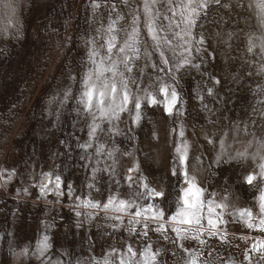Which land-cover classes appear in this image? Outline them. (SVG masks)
I'll list each match as a JSON object with an SVG mask.
<instances>
[{
  "label": "rangeland",
  "instance_id": "rangeland-1",
  "mask_svg": "<svg viewBox=\"0 0 264 264\" xmlns=\"http://www.w3.org/2000/svg\"><path fill=\"white\" fill-rule=\"evenodd\" d=\"M96 3L99 7L93 9L92 0H0V264H120L129 258L128 247L137 252L149 246L153 252L162 250L159 264H185L193 257L197 264H264V252L252 247L264 239V232L245 227L234 215L258 205L260 196L244 181L259 159L256 154H264V14L257 0L211 5L197 19L192 35L184 37L187 45L174 36L184 28L179 15L158 4L175 21L171 31L158 33L172 41L160 48L169 60L166 65L144 27L142 0ZM134 18L139 59L126 49L133 66L129 75L147 91L161 83L175 86L176 110L168 114L161 105L141 99L138 122H133L135 111L120 113L111 124L97 114L100 127L90 136L93 120L74 111L83 88L80 78L90 66L88 48L105 53L99 45L110 35L123 46ZM157 24L169 21L161 17ZM111 55L118 60L123 54L114 49ZM184 57L191 63L177 67ZM69 88L72 99L61 103ZM185 142L188 172L206 195L228 204L216 209L226 221L218 225L228 234L226 242L204 234L206 245L191 240L173 245L176 234L167 225L168 240L155 231L142 235L146 229L141 224L134 225L136 232L128 230L137 206L172 205L174 210L183 185V177L178 183L172 174L175 148ZM83 144L90 146L81 148ZM238 153L249 158H235ZM45 173L60 177L61 195L41 191V183H49ZM143 184L167 197H148ZM109 197L133 205L123 212L115 206L105 210L102 205ZM87 201L101 207H88ZM44 236L49 247L40 256Z\"/></svg>",
  "mask_w": 264,
  "mask_h": 264
},
{
  "label": "snow or ice",
  "instance_id": "snow-or-ice-1",
  "mask_svg": "<svg viewBox=\"0 0 264 264\" xmlns=\"http://www.w3.org/2000/svg\"><path fill=\"white\" fill-rule=\"evenodd\" d=\"M127 2V0H125ZM221 0H142V11L145 17L144 27L147 29V35L152 38L154 42L155 51L159 52L160 62L162 64H168L169 60L165 58V53L160 50L161 45L168 46L172 43L167 37H162L158 33L165 30L171 31V24L175 23L172 16L166 15L161 12L160 8L156 6L159 4L161 8L167 7V11L171 12L173 16L179 15L180 22L184 25V28L180 32H175V37H180L184 44L190 43L189 40L184 37H190L192 35L191 29L196 24L197 19L210 8L211 5H219ZM228 7L227 4L223 5ZM92 7L96 9L99 4L96 0H92ZM257 7L260 8L261 13L264 14V0H257ZM115 5H113V9ZM163 17L164 20L169 21V25L157 24V20ZM138 19L134 18L132 21L131 32L127 34L128 39L125 40L123 46H119L115 43L116 36L110 35L106 43L99 45L100 48H106L105 53H101L98 48H88V62L90 66L83 73L80 78V83L83 85L82 90L77 94V104L79 105L74 109L77 113H84L91 117L93 124L90 125L89 135L93 136L96 134L97 129L100 127L96 124L97 114L100 118L107 120L109 124L113 120L120 119V113L135 111L133 122H138L141 118V99L146 100L149 105H162L163 110L172 114L176 110V105L179 101V93L176 87L169 84H159L154 86L153 91H147L137 82V78L133 75V66H131V58L125 54L126 49L130 50L136 59H139V49L135 47L139 38V28L136 26ZM109 33L112 32V26H109ZM183 33V35H182ZM86 43L95 44V40H89ZM197 43H203L202 40ZM252 45L248 47V51H252ZM117 49L121 55L120 59H113V50ZM175 52V48L171 49ZM185 51H189L185 48ZM199 51V49H197ZM261 51H264L262 46ZM145 55L151 57L152 53L145 51ZM99 57V59H98ZM191 61L184 57L181 62L176 65L177 67H183L184 65L190 64ZM197 69L199 65H193ZM261 71H264L262 66ZM106 73L108 75H106ZM139 73L143 74L144 69L140 68ZM75 79L74 77H70ZM175 80V76L172 77ZM219 81H217L218 83ZM136 89L137 91H133ZM138 91H144L145 96L141 97L138 95ZM209 94H212V89H208ZM162 95V99H158L157 96ZM72 99L71 88L64 92V98L61 103ZM133 107L130 108L129 105ZM264 115V112L261 113ZM110 131H117L115 128L109 129ZM103 131V129H101ZM183 136V132H181ZM90 145H80L81 148H87ZM264 147V144H262ZM99 150V149H98ZM177 153L175 159L176 166L172 169V174L177 176V181L180 183V177H183V186L180 187L177 198L175 200L174 210L172 205H169L168 209H163L153 204H149L147 208L137 206L130 223L133 225L128 230L136 232L138 231L134 225L141 224L143 229L141 234L144 236L148 235V231H155L162 235L163 239L168 240L169 237L166 235V225L176 234V238L171 241L173 245L179 244L183 241H196L200 245H206L207 241L202 239L201 236L206 234L207 236L216 237L219 236L222 242L227 241L228 234L224 232L218 225L226 223L223 218V212H217V208L227 209L228 204L220 201L219 203L210 198V195H206V189L197 183L195 176H190L188 171H185V164L188 161V145L183 143L175 148ZM259 159L256 160L254 170L249 172L245 177L244 181L251 187L256 188L260 192L258 205H253L252 208L239 209L234 214L236 219L247 228H258L264 232V154H256ZM238 159L249 158L247 153H238ZM255 157H253L254 159ZM219 159V158H218ZM190 164V161H189ZM129 171H132L130 169ZM44 177L49 183H41L40 188L42 192L47 190H53L57 195L62 193L60 189V177L55 176L54 179L50 178L49 174L45 173ZM129 180L132 177L128 178ZM143 179V178H141ZM49 184L53 187L50 189ZM71 186H69L70 189ZM142 187L145 189L148 197H167V194L161 190L150 188L148 184H143ZM71 194V191H69ZM138 196L143 198L145 193H137ZM88 207L98 208L101 207L98 203L92 201L86 202ZM132 201L119 200L116 201L114 197H109L108 202L102 205V208L107 210L115 206L117 212H123L127 208L132 207ZM170 213V214H169ZM80 213H77L79 215ZM259 218V222H257ZM115 219H121L120 216ZM202 221H206L205 226ZM152 224L156 227L153 229ZM113 227H119V225H113ZM247 239V237H243ZM48 237L44 236L39 242L38 251L40 256H43L47 251ZM183 247V245H181ZM256 251L264 252V239L259 240L257 243L252 245ZM187 251L188 249L185 248ZM115 251V249L113 250ZM161 249H156L154 252L151 250V246L146 247L142 250L134 252L131 247H128L126 255H129L127 261L121 260L120 264H131L134 257V264H159L158 257L161 254ZM247 258V256L245 257ZM59 264V262H57ZM108 264V261H105ZM185 264H197L196 259L193 257L190 260H186Z\"/></svg>",
  "mask_w": 264,
  "mask_h": 264
},
{
  "label": "bare ground",
  "instance_id": "bare-ground-1",
  "mask_svg": "<svg viewBox=\"0 0 264 264\" xmlns=\"http://www.w3.org/2000/svg\"><path fill=\"white\" fill-rule=\"evenodd\" d=\"M157 98H158V99H162V95L157 96ZM130 106H131V104L129 105V107H130ZM161 106H162V105H161ZM162 107H163V106H162ZM141 108H142V106H141ZM134 115H135V114H132L133 117H134ZM133 117H132V118H133ZM185 171H188L187 161H186V164H185ZM252 171H253V170H252ZM252 171H250V172H252ZM189 175L192 176V174H191L190 172H189ZM50 177H53V176L50 175ZM182 186H183V185H182ZM49 187H51V184H49Z\"/></svg>",
  "mask_w": 264,
  "mask_h": 264
}]
</instances>
